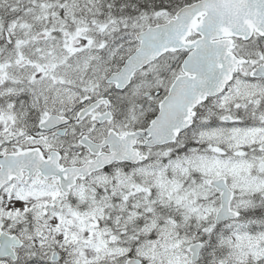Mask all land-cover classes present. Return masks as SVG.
I'll list each match as a JSON object with an SVG mask.
<instances>
[{
    "label": "snow or ice",
    "instance_id": "1",
    "mask_svg": "<svg viewBox=\"0 0 264 264\" xmlns=\"http://www.w3.org/2000/svg\"><path fill=\"white\" fill-rule=\"evenodd\" d=\"M0 264H264V0H0Z\"/></svg>",
    "mask_w": 264,
    "mask_h": 264
}]
</instances>
